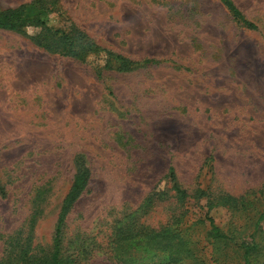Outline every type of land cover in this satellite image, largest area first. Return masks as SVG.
Masks as SVG:
<instances>
[{
  "label": "rangeland",
  "instance_id": "1",
  "mask_svg": "<svg viewBox=\"0 0 264 264\" xmlns=\"http://www.w3.org/2000/svg\"><path fill=\"white\" fill-rule=\"evenodd\" d=\"M233 2L256 29L219 0H57L47 25L136 61L128 70L102 67L104 52H47L31 39L38 27L0 29V264H21L11 258L25 246L51 250L81 167L61 251L81 264H166L139 237L164 228L193 240L200 260L182 264H218L224 245L209 258L205 214L251 232L264 210V0Z\"/></svg>",
  "mask_w": 264,
  "mask_h": 264
},
{
  "label": "trees",
  "instance_id": "2",
  "mask_svg": "<svg viewBox=\"0 0 264 264\" xmlns=\"http://www.w3.org/2000/svg\"><path fill=\"white\" fill-rule=\"evenodd\" d=\"M219 1L237 24L248 29H256V24L245 17L233 0ZM56 2L57 0H32L15 7L5 9L0 7V29L23 32L28 26L38 27L39 31L31 39L37 46L47 52L60 53L82 62L90 54L104 52L105 60L102 67L115 65L122 70L132 68V65L136 61L120 53L101 48L97 43L89 40L79 31L72 28L65 30L47 25L46 17L53 11ZM152 62L153 60L151 59L145 61V63ZM88 178L89 171L86 167L79 168L74 175L58 213L51 250L45 251L44 249H40L39 252H36L32 251L30 246H25L24 248H20V252L18 251L14 254L15 257H12V260L16 259L21 264H81L71 255H63L61 251L66 216L74 202L85 189ZM167 179L178 202L185 201L187 192L178 185L173 167L168 168ZM220 201L224 204L231 203L238 205L239 200L232 196H223L219 198ZM245 206L246 204L243 205V207ZM234 207L237 208V206ZM256 215L257 217L255 216L256 218L251 221V227L253 228L251 232L244 237H235L233 233L230 234L223 231L210 216L205 214L208 226L206 237L211 247L209 258L213 259L215 256L217 248L213 244L218 243L224 245L225 248H222V253L215 258L218 264H264V237L260 236L262 233L260 223L264 220V210H258ZM139 237L145 238L146 248L149 249L154 246V243H158L160 245L159 249L167 253V258L164 262L166 264H182L184 261L200 260L195 249L191 246L193 240L181 236L180 231L164 228L159 232L140 233ZM124 240H127V236L124 237Z\"/></svg>",
  "mask_w": 264,
  "mask_h": 264
}]
</instances>
